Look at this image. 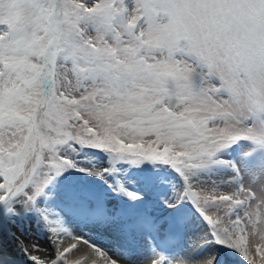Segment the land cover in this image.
Returning a JSON list of instances; mask_svg holds the SVG:
<instances>
[{"label":"snow or ice","instance_id":"1","mask_svg":"<svg viewBox=\"0 0 264 264\" xmlns=\"http://www.w3.org/2000/svg\"><path fill=\"white\" fill-rule=\"evenodd\" d=\"M124 165H151L162 215L97 193L145 199ZM158 237L190 241L182 264H264V0H0V257L172 264Z\"/></svg>","mask_w":264,"mask_h":264},{"label":"rangeland","instance_id":"2","mask_svg":"<svg viewBox=\"0 0 264 264\" xmlns=\"http://www.w3.org/2000/svg\"><path fill=\"white\" fill-rule=\"evenodd\" d=\"M233 156H235V154H233ZM170 178L172 180H174L175 182L177 181V177L174 175H170ZM128 184L127 186L133 190V191H139V192H143L146 194V189H144L142 182L141 181H134L131 178L127 179ZM104 183V181L102 180H95L96 184L99 183ZM178 182V181H177ZM179 183V182H178ZM164 190H162L161 188H159L158 193H155L153 196V201H150L149 203H146L145 205H141V206H135V208L138 209H153L156 215H162V213L159 212V199L158 197L163 193ZM146 202V201H145ZM69 223L70 224H75V225H79L80 223H76L74 221L71 220V218H69ZM197 223L201 226L204 227L202 221L197 220ZM35 225L36 224V219L34 216L31 215H22L19 216L17 218H15V227L13 228V231H17L18 235H21L22 238L28 240V239H33L32 235H36V229H35ZM102 230V228H96V227H90L89 231L87 233L88 236H92L93 238H97L100 234V231ZM108 235V234H107ZM113 239L110 238L109 240H104L107 241L108 243H110L111 246H115V241L116 238L112 235ZM46 236H41L39 239L41 241L46 240ZM164 244H167V246H170L172 249H170V251H167L166 254H163L165 256H167L168 258H170V260H172V264H175V256L179 255L180 258L183 257V255L188 252L189 250H193L191 248V244L190 241L188 239H185L183 242L180 243H171V242H164ZM176 250V251H174ZM231 264H246L245 261H243V259L241 257H239L238 255L232 254L229 257ZM257 259H259V257H257ZM234 260V261H233ZM12 261H17L18 264H32V262L30 260H28L26 257L23 256L22 253L15 251V246L14 243L9 242L8 245V254L7 256H3L0 257V264H12Z\"/></svg>","mask_w":264,"mask_h":264},{"label":"bare ground","instance_id":"3","mask_svg":"<svg viewBox=\"0 0 264 264\" xmlns=\"http://www.w3.org/2000/svg\"><path fill=\"white\" fill-rule=\"evenodd\" d=\"M35 229H36V235H32L33 239H39L41 236H46V233L42 230V227L40 226H36L35 225ZM103 229V228H102ZM114 231V237L116 238L115 241V246H111L110 243H108L107 241L104 240V238L101 237H97V238H93L92 236H89L93 241L99 243V244H107L108 248H116V247H121V246H126L127 242H125L123 240V236L120 235V233L115 230V229H110ZM17 232V231H16ZM110 233V231H108ZM111 239H113V237H111ZM71 239H69L67 242L68 243H75L76 241H70ZM158 240H161L159 237L155 240V242H158ZM170 249H172L169 246H166L165 249L163 250H159V248L157 249V251H160L162 254H166L167 251H170ZM134 252H136L137 254H144L145 258L143 261V264H151L153 259H157L159 258L158 256H153L147 249V247L143 244L141 245H137L136 248L133 249ZM192 250H189L188 252H190ZM82 253H77L76 255L79 256ZM170 259V258H169ZM234 261V260H233ZM175 264H182V260L180 258L179 255L175 256Z\"/></svg>","mask_w":264,"mask_h":264},{"label":"trees","instance_id":"4","mask_svg":"<svg viewBox=\"0 0 264 264\" xmlns=\"http://www.w3.org/2000/svg\"><path fill=\"white\" fill-rule=\"evenodd\" d=\"M123 167L127 169V171L124 173H128L131 170H133L135 172L136 177H138L139 174H142L144 179H147V185L149 188L152 189L154 186H156L157 174L150 171L151 165H147V166L141 165L140 167H129L128 165H124ZM94 187L97 193H99V195L101 196V198L106 199V197L104 196L102 192L101 186L95 183ZM108 202H109V205L111 206L113 204H116L117 202L119 204H126L128 201L123 197H118L115 194H113L111 200H109Z\"/></svg>","mask_w":264,"mask_h":264}]
</instances>
